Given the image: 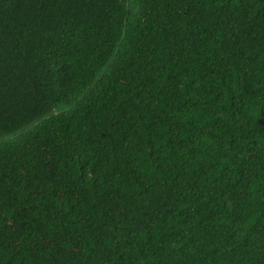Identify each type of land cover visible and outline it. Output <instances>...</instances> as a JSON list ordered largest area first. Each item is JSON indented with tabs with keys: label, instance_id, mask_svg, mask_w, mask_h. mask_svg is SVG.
Returning a JSON list of instances; mask_svg holds the SVG:
<instances>
[{
	"label": "trees",
	"instance_id": "16d2710c",
	"mask_svg": "<svg viewBox=\"0 0 264 264\" xmlns=\"http://www.w3.org/2000/svg\"><path fill=\"white\" fill-rule=\"evenodd\" d=\"M0 264H264V0H0Z\"/></svg>",
	"mask_w": 264,
	"mask_h": 264
}]
</instances>
